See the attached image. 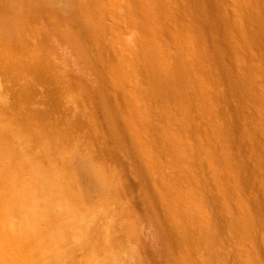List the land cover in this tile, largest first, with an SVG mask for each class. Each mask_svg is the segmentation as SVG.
<instances>
[{"label":"bare ground","instance_id":"6f19581e","mask_svg":"<svg viewBox=\"0 0 264 264\" xmlns=\"http://www.w3.org/2000/svg\"><path fill=\"white\" fill-rule=\"evenodd\" d=\"M236 1L0 0L11 45L65 67L51 37L96 80L65 74L75 118L57 98L0 118L6 264H264V20L241 38ZM102 133L132 154L137 184L103 157ZM202 233L210 261L188 251Z\"/></svg>","mask_w":264,"mask_h":264},{"label":"rangeland","instance_id":"374dc122","mask_svg":"<svg viewBox=\"0 0 264 264\" xmlns=\"http://www.w3.org/2000/svg\"><path fill=\"white\" fill-rule=\"evenodd\" d=\"M234 10L231 19L241 38L246 36L249 23L260 24L264 20V8L260 6L259 0L236 1ZM246 20L249 22L246 23ZM3 28L5 29L4 24L0 20V118L11 116L12 112H40L48 107L53 98L60 99L69 117L73 116L75 118L80 105L75 98L74 87L65 74L71 72L79 78L88 90L93 91L96 80L92 74L85 69L86 67L82 63L74 61L63 46L56 45L51 37L48 38L46 44H54L53 47L57 57L66 62V64L64 63L65 67H56L53 64L52 55L47 50L45 52L48 55L46 53L42 54L44 51H41L40 55L36 56L28 46L21 44L20 41H17L15 45H11ZM243 58L244 62H248V57L244 56ZM122 85L117 84V89L113 91L120 104L123 102L120 99V95H123L120 90ZM121 108L124 110V105ZM85 132V128L81 127L80 133L85 134ZM109 141L108 135L102 133L96 140L97 148L101 152L105 151L103 157L108 162L118 164L121 167L131 183L137 184V167L131 156L132 154L119 145L110 146ZM137 190L138 188L134 190L133 195L140 196L136 193ZM174 221L177 226V236L186 240L189 234L181 228L176 218ZM151 225L150 222L146 221L140 234L143 240L147 242L149 249L156 252L157 245ZM192 241L193 245L188 247L190 255L193 258L210 261L213 249L209 247L205 234H194ZM126 247L127 245L124 242V248ZM0 264H6L1 255ZM126 264H133V262H127ZM236 264L257 263L251 260L246 253L240 252L236 257Z\"/></svg>","mask_w":264,"mask_h":264}]
</instances>
